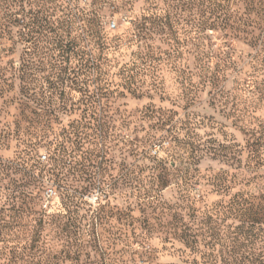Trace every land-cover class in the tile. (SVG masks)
<instances>
[{
  "label": "rangeland",
  "instance_id": "374dc122",
  "mask_svg": "<svg viewBox=\"0 0 264 264\" xmlns=\"http://www.w3.org/2000/svg\"><path fill=\"white\" fill-rule=\"evenodd\" d=\"M65 2L78 55L31 33L61 0L0 36V264H264V0ZM78 129L79 191L29 183Z\"/></svg>",
  "mask_w": 264,
  "mask_h": 264
},
{
  "label": "trees",
  "instance_id": "16d2710c",
  "mask_svg": "<svg viewBox=\"0 0 264 264\" xmlns=\"http://www.w3.org/2000/svg\"><path fill=\"white\" fill-rule=\"evenodd\" d=\"M23 1L24 0H0V36L11 37L13 33L12 28L14 27L17 28V36L20 38L23 37V33L20 31V26L22 25L21 20L25 12ZM55 1L57 0H51V3ZM61 1L63 3L55 4L54 6L41 4L38 11H29V14L32 16L31 33L33 35L39 33L42 38L49 39L52 42L54 41L55 50L60 49L63 53H73L78 55V44L75 39L64 43V34L62 33L70 32L73 19L76 17L75 11L70 8L69 5L64 6L65 3L67 4L65 0ZM57 11L62 13V15L55 19ZM90 13V19L96 23V28L91 29L90 35L93 38H96L97 42L104 47L103 45L105 41L102 36V29L100 27L101 20L98 16V11L92 10ZM37 23H39L38 28H36ZM50 33H53V36H50ZM53 60H55V58H53ZM94 62L95 61L92 57H88L87 63L89 66L93 65ZM55 68H58L57 64H55ZM27 92L28 91L23 88V94L28 98ZM70 134L71 133L65 136L63 140L56 143V157L49 167L40 166L37 161L32 162V157L24 159V163L28 167L27 169L30 177L29 183L42 182L45 177H49L50 179L57 181L60 186L64 188L66 194L69 195V192L75 188H72L71 184L68 183L67 172L79 171L86 174L87 170L90 168L98 167L97 164L98 158L100 157V151H97V149L84 148L83 140L85 137L83 136V131L80 129L75 132L77 139H75V142L73 143H76L77 146L75 149H71L70 143L72 139ZM90 174H93V172ZM95 175L96 173L94 172L93 176L91 175L89 179H86V181L89 182L88 186L85 187L86 190L96 184L97 179ZM101 177L102 178H99L98 180L101 184L105 183L106 180H104L103 176ZM75 191L77 192L79 190L75 189ZM26 196H28V194Z\"/></svg>",
  "mask_w": 264,
  "mask_h": 264
},
{
  "label": "built area",
  "instance_id": "2783aa9c",
  "mask_svg": "<svg viewBox=\"0 0 264 264\" xmlns=\"http://www.w3.org/2000/svg\"><path fill=\"white\" fill-rule=\"evenodd\" d=\"M47 194H48V196H49V197L51 196V194H50V191H49V192H47Z\"/></svg>",
  "mask_w": 264,
  "mask_h": 264
}]
</instances>
